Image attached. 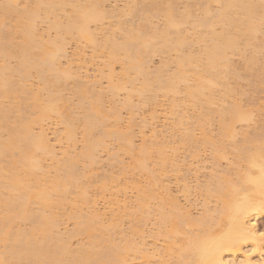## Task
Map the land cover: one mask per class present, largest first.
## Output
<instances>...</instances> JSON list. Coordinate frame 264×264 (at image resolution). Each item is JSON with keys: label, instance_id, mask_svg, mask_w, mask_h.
<instances>
[{"label": "rangeland", "instance_id": "obj_1", "mask_svg": "<svg viewBox=\"0 0 264 264\" xmlns=\"http://www.w3.org/2000/svg\"><path fill=\"white\" fill-rule=\"evenodd\" d=\"M50 1L0 0V3H9L14 8L23 10L31 8L35 2L41 3L43 5L41 7L44 8ZM78 1L88 6L96 2ZM155 1L157 2V0L100 1L99 7L106 16L88 22L91 38L64 34L62 29L49 25L55 17L62 21L61 25L66 23L69 13L67 6L65 10L47 13L46 19L39 17L35 20L37 38L49 40L54 37L56 39L57 36L63 37V46L58 51L56 60L59 69L69 76L63 82V86L59 87L64 97L60 109L62 112L70 111L78 118L74 123L71 139L66 135L64 123L66 120L62 116L52 115L40 123L32 124V132L42 133L49 146L48 150L38 151L40 166L35 170V176L42 183L50 184L55 179H65L62 167L72 158H77L72 169V183L66 182L63 190L54 195V200L59 204L50 211L55 221L52 235L66 242L71 252L89 243H99V249L116 244L121 247L128 246L129 249L125 253L127 264H174L176 254L166 250L169 238L163 233L165 228L161 219L163 206L167 205L169 199L174 200L180 211L186 214V219L182 222L184 234L176 239V244L179 245L181 239L184 240L198 232L193 221L201 219L207 213L213 217L217 215L220 201L211 192L214 185L220 177L228 174L229 178L237 179L239 168L234 164L235 154L238 148L246 143L247 146H251L244 139L246 135L252 137L254 132L261 131L258 128L253 129L254 121L240 122L235 125L236 134L233 138L230 140L224 138V141L221 138L222 109L228 108L235 100L238 102L240 100L245 109L256 108V105L244 103L247 95L256 96V92L246 85L245 80L235 79L232 72L211 88L210 102L190 99L187 91L185 92V84H180L176 92L166 93L138 92L129 90L130 87L127 86L126 89L115 91L112 98L111 81L122 82V64L119 60H111L108 50L102 47L101 43L106 38L120 42L126 30L139 28L140 20L144 16L149 18V27L162 28V13L150 8ZM175 5L180 11L187 6L190 7V19L188 23L180 25V31L189 42L188 51L197 55L204 47V43L197 40L198 34L204 32V28L194 26L191 20L202 18L205 0H176ZM211 10L209 18L213 20L218 5H211ZM15 21L14 15H5L1 30L11 32L20 40ZM226 26L215 23L213 28L215 32H220ZM239 49L229 54L236 72L242 71L247 55L251 51L255 53L253 46L247 47L244 41H240ZM261 52L264 55V45ZM177 56L178 53L170 48L150 54L145 63L148 75L154 76L156 71L165 75L174 73L177 70ZM41 74L32 70L25 80L26 89L18 91L13 97H4L0 94V113L3 114L9 109L10 121L18 117L22 120L35 118L38 112L33 106L31 94L39 91L42 97L46 96L42 85L43 78L49 75L47 72L46 75ZM131 75L137 79L133 85L139 89L142 77L135 78L134 74ZM188 84H193L191 76ZM226 85L233 89L232 94H225ZM83 87L100 93L107 112L112 113L116 110L118 118L109 116L104 129L110 132L120 130L130 134L132 148L130 152L123 149V140L109 134L103 136V146L95 150L94 162L89 163L80 157L84 150V131L76 92ZM127 92L130 93L128 94L130 103L123 104ZM240 92L244 94L241 95ZM256 112H253L254 120L258 117ZM1 134L7 137L5 131ZM204 136L209 140L203 142ZM217 148H221L226 155L219 157ZM18 154V150L12 151L13 157L16 158ZM143 156L148 172L137 166V159L141 160ZM10 160V157L1 158L0 165L6 166ZM153 176L157 181L154 186L155 197L145 198L148 206L139 209V201L149 189ZM168 205L166 207L169 208ZM30 210L40 212L37 204H32ZM91 217L95 229L90 232H78V226L85 224ZM249 220L257 230L259 247L255 250L252 242L242 244L241 251L235 257L226 256L228 264H242L244 252L246 256L250 254L248 257L251 258L245 262L246 264H262L264 261V210L253 212ZM19 226L27 228L28 224L20 223ZM0 256V264H10L9 260L5 259L7 255L2 245Z\"/></svg>", "mask_w": 264, "mask_h": 264}, {"label": "bare ground", "instance_id": "obj_2", "mask_svg": "<svg viewBox=\"0 0 264 264\" xmlns=\"http://www.w3.org/2000/svg\"><path fill=\"white\" fill-rule=\"evenodd\" d=\"M100 1L103 0H96L88 6L78 0H51L44 8L41 3L35 2L34 6L23 10H18L9 3H0V94L13 97L18 91L26 89L25 80L32 70L42 73L41 75L43 72L44 75L49 73L47 77L43 76L44 84L42 83L46 96L42 97L38 90L31 94L33 106L38 112L35 118L22 120L18 117L10 121L9 109L0 113V160L11 158L6 166L0 165V245L4 246L7 255L5 259L10 264H127L125 253L128 246L111 244L99 249V243H89L71 252L66 242L52 235L55 221L50 211L59 204L54 200V195L63 190L66 182L72 183V169L77 158H72L62 167L65 179L59 178L50 184H44L35 176V170L40 166L38 151L48 150L49 146L42 133L32 132V124L40 123L52 115L62 116L66 120V135L71 139L74 123L78 120L70 111L62 112L60 109L64 100L60 86L69 76L59 69L56 60L58 51L63 46V37L57 36L56 39L50 38L51 40L37 38L35 20L47 17V13L65 10L67 6L69 13L66 23L61 25L62 21L55 17L49 25L62 29L64 34L91 38L88 22L106 16L99 7ZM175 2L176 0H157L153 7L150 6L152 10L162 13V28L149 27V18L144 16L139 28L126 30L120 42L106 38L101 43L108 50L110 59L119 60L122 64L123 80L121 83L111 81V96L114 98L115 91L126 89L127 86L130 87L129 90L138 92L166 93L176 92L180 84H185V92L187 91L190 99L210 102L211 88L231 72L235 79L245 80L246 85L256 92V96L247 95L244 100V103L256 105V108L245 109L240 100H235L228 108L222 109L220 135L223 141L224 138L230 140L235 136V125L240 122L254 121L253 129L261 131L257 130L252 137L246 135L244 139L249 142L250 147L246 143L238 148L234 162L239 168L237 179L229 178V174L222 178L219 176L217 184L211 188L213 195L220 201L217 215L213 217L207 213L201 219L193 221L198 232L181 239L178 245L176 239L184 234L182 222L185 221L186 214L180 211L176 201L170 199L166 202L167 205L169 203V208L165 204L161 210L165 226L163 233L169 238L166 250L176 254L174 264H228L226 256L235 257L241 251L242 244L252 242L255 250L259 247V236L249 217L253 212L264 210V55L261 54L264 45V0H205L202 18L191 20L194 26L204 28V32L197 36V40L204 43L202 51L197 55L188 51L189 42L180 31V25L188 23L190 19V7L180 11ZM213 4L218 5V11L215 19L210 20ZM5 15L16 17L15 28L20 40L11 32H2ZM215 23L227 26L222 31L215 32ZM240 41H244L247 47L253 46L255 53L251 51L242 71L236 72L229 54L240 50ZM168 48L178 53L177 70L168 75L159 71L154 76L148 75L145 63L149 55ZM12 61L15 63L12 64ZM131 74L135 78L142 77L139 89L133 85L137 79ZM189 76L192 78V85L188 84ZM231 89L226 85L225 94H232ZM76 93L84 131V150L80 157L89 163L94 162L95 150L103 146V136L109 134L123 140V149L130 152V134L104 129L109 116L118 118L116 110L110 113L104 109L99 92L83 87ZM128 94L130 93L127 92L123 104L130 103ZM260 94H263V98ZM260 98L262 101H259ZM253 112L258 115L256 120ZM2 131L6 132L7 137L2 136ZM13 150L19 152L16 158L12 155ZM217 153L219 157H224L225 152L221 148H217ZM145 157L137 159V166L148 172ZM154 176L149 189L139 201V209L148 206L145 198L155 197L154 186L157 181ZM32 204H37L40 212H32ZM20 223H27L28 227L21 228ZM94 229L91 217L85 224L78 226L77 231L90 232ZM244 254L242 264L250 258V254Z\"/></svg>", "mask_w": 264, "mask_h": 264}]
</instances>
